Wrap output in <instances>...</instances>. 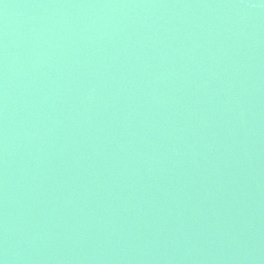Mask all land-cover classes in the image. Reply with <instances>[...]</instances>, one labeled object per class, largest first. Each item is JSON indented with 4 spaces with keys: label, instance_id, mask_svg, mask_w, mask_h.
I'll return each mask as SVG.
<instances>
[{
    "label": "water",
    "instance_id": "obj_1",
    "mask_svg": "<svg viewBox=\"0 0 264 264\" xmlns=\"http://www.w3.org/2000/svg\"><path fill=\"white\" fill-rule=\"evenodd\" d=\"M0 264H264V0H0Z\"/></svg>",
    "mask_w": 264,
    "mask_h": 264
}]
</instances>
